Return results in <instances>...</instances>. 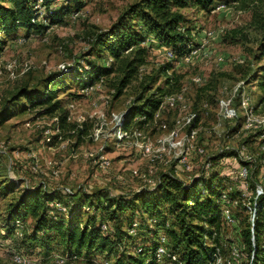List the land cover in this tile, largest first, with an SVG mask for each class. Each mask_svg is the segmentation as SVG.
Instances as JSON below:
<instances>
[{
  "label": "rangeland",
  "instance_id": "374dc122",
  "mask_svg": "<svg viewBox=\"0 0 264 264\" xmlns=\"http://www.w3.org/2000/svg\"><path fill=\"white\" fill-rule=\"evenodd\" d=\"M79 1L81 10L75 21H69L66 16L57 24L50 25L44 36H25L24 30L20 29L17 37L22 42H18L16 37H8L0 52V110L6 106V110L0 113V120H4L0 121V227L9 212L10 202L26 186L41 185L46 190H54L62 195H66V190L94 192V195L107 192L113 195L133 193L143 184L142 179L131 176V169L144 172L150 163L145 157L132 147L105 137L94 141L90 133L101 123H105L103 130L108 131L111 127L108 119L110 110L123 112L135 97L140 94L149 95L162 83L163 76L159 75L158 68L169 62L164 58L165 49L151 35L148 36L149 56L146 64L119 97H115L113 74L92 93H79L74 78L84 69L86 60L100 65L111 63L107 52L98 49L89 51V36L111 28L118 19L126 16L128 7L138 0ZM263 3L264 0H239L207 10L181 9L185 25L190 28L187 55L195 53L189 61L181 57L169 62L173 66L172 70L181 76L184 103L191 110L199 112L195 121L198 143L206 146L208 154L217 155L218 152L216 157L226 150L237 152L242 146L245 147L253 158L251 169L255 170L252 177L256 183H259L257 175L264 173V150L260 146V135L264 129L258 128L255 132L240 130L243 110L239 105L241 96H248L253 112L264 115V102H259V82L264 72V30L254 20V14H258ZM71 4L73 6L72 1ZM128 18L126 16L125 19ZM196 77L201 78L199 83L195 82ZM49 78L59 79L62 89L58 91L57 98L62 100L71 122L75 124V120L80 118L82 127H85L80 137H77V130H61L64 140L62 144L55 138L46 141L44 136L47 128H55L54 118L57 114H41L38 107L26 109L23 107L26 106L25 98L19 97L26 88L37 87L36 90H43ZM147 84H150V89L142 93ZM238 85L240 87L233 95L238 115L232 120L223 119L220 117L219 100L230 96L231 90ZM71 101L75 108L70 112L68 104ZM203 102L208 104L205 111L199 110ZM164 106L162 120L172 127L175 113L167 105ZM135 120L124 123L130 127L136 125ZM143 129L153 136L161 133L150 124ZM127 152L129 154L125 156ZM99 155L111 161L109 169L99 168ZM221 159L214 160V168L224 174L229 172L232 178L226 176L228 184L235 187L238 180L233 176L237 172V165L228 163L230 159ZM34 160L40 163L37 173L29 168ZM49 160L52 161L51 165L47 164ZM156 165L157 170L152 178L157 179L169 171L180 176L184 174L181 171L175 172L172 162ZM33 222L30 217L26 218L22 232H30ZM242 226L236 224L228 228L226 234L229 241L237 244L241 242ZM29 242L34 245L33 249L18 248L20 240L0 228V264H16L12 261L14 252L38 257L43 264H59L56 261L59 257H67L68 250L58 239L51 240L50 249L47 250L40 247L37 241ZM107 254L110 260L108 264L120 263L115 248L108 250ZM105 256L106 253L95 250L77 259H67L62 264H104Z\"/></svg>",
  "mask_w": 264,
  "mask_h": 264
},
{
  "label": "trees",
  "instance_id": "16d2710c",
  "mask_svg": "<svg viewBox=\"0 0 264 264\" xmlns=\"http://www.w3.org/2000/svg\"><path fill=\"white\" fill-rule=\"evenodd\" d=\"M237 1L239 0L136 1L127 9L128 19H125L126 16L120 18L108 30L89 36V51L98 49L107 52L111 63L107 66L86 60L88 82L93 83L99 77H104L107 81L113 74L115 97H119L146 64L149 49L144 42L149 35L160 45L169 48L177 60L188 54L191 38L190 28L185 25L181 9L207 10L219 4ZM80 3L79 0H63L59 3L56 0H41V13L38 0H0V52L8 37L18 38L20 29L24 30L25 36H44L50 25L64 20L71 12L81 10ZM257 13L254 14V20L264 30V3ZM172 68L169 62L159 66L158 73L163 76L162 83L149 95L140 94L132 100L125 112V122L136 119L135 124L144 128L152 121L164 97L181 89V76ZM82 73L79 71L78 75ZM74 79L78 83L77 78ZM259 86V102L262 103L264 72ZM61 87L59 79L49 78L43 90H36L37 87L26 88L31 90H22L19 97L25 98L26 106L23 107L26 109L38 107L41 114L56 113L60 130H77V137H80L85 127L78 129L74 123L67 121L68 111L63 108L62 100L57 98ZM146 89H150V84L144 86L142 93ZM9 107L10 105L8 109ZM5 110L6 106H3L0 113ZM235 153L226 151L216 158L219 160ZM242 163L249 169V196L242 195L238 185L234 187L228 184V178L220 175L217 169L208 177L194 178L191 181L162 173L160 183L154 188L144 187L128 194L110 195L105 192L94 195V192L82 191L62 195L54 190H46L41 185H34L23 187L17 198L10 202L9 212L2 225L8 235L14 234L15 220L24 223L30 217L34 221L31 231L22 232L21 236L15 235L20 240L18 248L33 249L34 245L29 241H37L40 247L47 250L50 249L51 240L58 239L68 250L69 260H73V256L77 259L98 250L106 253L105 261L109 262L108 250L115 248L119 254V264H157L155 252L159 235L162 234L167 239L165 246L168 251L177 256L178 261L174 264H211L218 247L227 255L233 244L238 245L243 254L239 264H264V194L254 198L257 183L252 174L255 170L251 169L252 162L251 166L250 162ZM227 187H231L228 192L229 200L237 201L232 208L234 217L237 224L243 225L239 244L229 241L226 233L233 226L226 224L221 213L220 196ZM254 200L256 214L251 230L250 213L246 204L251 206ZM55 201L61 202L66 211H59L53 205ZM134 222L137 225L132 234L129 231Z\"/></svg>",
  "mask_w": 264,
  "mask_h": 264
},
{
  "label": "built area",
  "instance_id": "2783aa9c",
  "mask_svg": "<svg viewBox=\"0 0 264 264\" xmlns=\"http://www.w3.org/2000/svg\"><path fill=\"white\" fill-rule=\"evenodd\" d=\"M61 1L63 0H56L57 3ZM40 3L41 0H38V6L40 5ZM39 7H40L39 9L40 12L42 13V8L41 6ZM79 11L71 12L68 15L67 19L69 21H75L76 19H78L80 15ZM17 39L18 42H22L20 38ZM144 44L147 47V40L144 42ZM163 47L165 49L164 51L165 60L171 62L174 59L173 52L169 48L165 46ZM194 53L195 52H192L191 54L189 55L186 54L182 57L185 61H189L191 55H193ZM106 65L108 66L109 63H106ZM87 70H88V66L85 65L84 69L80 70L83 73L76 77L78 80V88H79L78 92L84 95H88L92 93L94 90H96L101 85H103V83H105L104 77H99L93 83H89L88 82L89 78L87 76V73L85 72ZM194 80L195 82L199 83L201 81V78L196 77ZM239 87L240 86L238 85L236 88L231 90L232 92L230 96H224L223 98H220L219 109H220L221 118L232 120L237 117L238 108H236L233 104V95L237 93ZM182 90L183 89L181 87V89L178 92L165 96L160 108L155 112L152 121L149 123L151 126L161 131V133L155 136L151 135L149 131H145L143 128L138 127L137 125H132L133 127L132 126L128 127L124 123L125 122L124 116L127 108L123 112H114L113 110H110L108 119H109V124H111V127L109 128L108 131L103 130L104 128L103 124L105 123H101V125H99L96 129H94L90 133V137L94 141L102 140L105 137V139L113 140L118 144L132 147L135 152L145 157L150 162L148 168L144 172H140L136 168L131 169V176L138 177L143 181V184L140 188L146 187L152 189L160 183V177L157 179L151 177L157 170L156 163L166 164L172 162L175 172L181 171L184 174L180 176L171 173L170 171L168 173L184 181H191L194 178H201L206 176L208 177V175H210V173H212L213 170H215L214 160L216 159L218 152L217 155L208 154L206 146L198 143L197 141L198 127L195 124V121L199 115V112L198 110L197 111L191 110L189 105L184 103ZM105 102L106 104L109 103L108 101ZM164 105H167V107L175 113V118L172 127L168 126V123L162 120L161 116L163 109L165 108ZM207 107L208 104L206 102H203L199 110L204 109L205 111ZM73 108H75V104L74 102L71 101L68 104V110L70 111ZM239 108L243 110V120L240 125V130L245 132H255L258 128L264 129V115H257L253 112L252 106L250 104V98L248 96L245 95L241 96ZM66 119L68 122H71V117L69 113L67 114ZM54 121H55V128L53 129L47 128L44 131L45 140L49 141L55 138L58 141H60V144H62L64 140L61 135L62 134L61 130L57 126L58 118L55 117ZM81 122L82 121L80 118L75 120V128H81L82 127ZM71 131L74 132V130ZM260 146L262 150H264V131L260 135ZM221 151L222 150H220L219 152ZM222 159H230L231 161L228 163L237 165V172L235 176H233V178L238 180L237 182L238 187L242 192V195L245 196L250 195L251 192L249 190V184H248L249 169L242 162H247V163L250 162L249 166H251V162L253 159L252 156L248 154L245 150V147L242 146V148H240V150L237 151L235 154L224 156L222 157ZM97 163L99 168H101L102 170H106L111 167V161L103 155H99V157L97 158ZM47 164L51 165L52 161L51 160L47 161ZM29 168L33 173L39 172L40 169L39 161L38 160L32 161ZM219 173L220 175H223L225 177L228 176L232 178L229 172L227 174H224L222 171H219ZM229 191H231V187H227L226 189H224V191H222V194L220 196L221 213L227 225L235 226L237 224V220L234 217L232 208L236 205L237 201L229 200V194H228ZM65 192L66 194L73 193V191L71 190H66ZM262 194H264V173L259 174V183H257L254 188V198L256 199L258 196ZM53 205L59 211L62 212L66 211L65 206L61 202L55 201ZM246 206L250 213L249 220L251 223V230H253L254 218L256 214L255 200L251 206L249 205V203H247ZM23 225L24 223L21 222V220H15L13 224L14 235L21 236ZM136 225L137 222H134L132 228L129 231L130 233L132 234L135 233ZM102 227L106 228V225H103ZM0 228L4 229L2 224ZM166 243H167L166 237L160 234L159 244L155 252V259L157 264H174L175 262L178 261L177 256L168 251V249L165 246ZM228 250H229L228 254L225 255L221 251V247H218L211 264H239L242 260L243 254L241 253L238 245L233 244ZM72 258L76 259V256H73ZM67 259L69 260L68 257L61 256L56 261L59 264H62ZM12 261L16 264H43L42 259H39L38 257L32 258L29 256H25L20 252H14L12 254ZM108 263H109L108 261L104 260V264H108ZM179 264L181 263L179 262Z\"/></svg>",
  "mask_w": 264,
  "mask_h": 264
},
{
  "label": "crops",
  "instance_id": "0c3cea01",
  "mask_svg": "<svg viewBox=\"0 0 264 264\" xmlns=\"http://www.w3.org/2000/svg\"><path fill=\"white\" fill-rule=\"evenodd\" d=\"M127 154H129L128 152L127 153H125V156L127 155ZM126 159H128V157H125Z\"/></svg>",
  "mask_w": 264,
  "mask_h": 264
}]
</instances>
